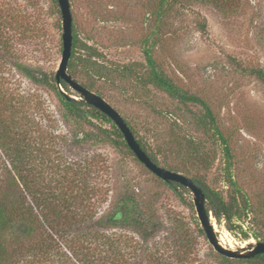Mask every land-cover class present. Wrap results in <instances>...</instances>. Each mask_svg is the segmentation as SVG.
<instances>
[{"label": "rangeland", "instance_id": "1", "mask_svg": "<svg viewBox=\"0 0 264 264\" xmlns=\"http://www.w3.org/2000/svg\"><path fill=\"white\" fill-rule=\"evenodd\" d=\"M69 1L79 41L96 48L100 61L107 65L144 63L143 46L148 40L164 73L208 103L229 141L233 179L253 203L264 204V80L249 72L253 68L264 71V0ZM61 36L56 0H0V75L7 77L10 89L30 97L23 113H50L56 120L54 129L66 135L62 146L69 157L85 159L100 154L106 159L109 170L97 173L102 184L108 180L104 185L107 201L99 215L128 191L138 199H153L165 230L178 224L190 231L196 251L193 264H217L206 236L197 231V225L201 226L189 190L178 188V195L140 161L129 155L124 159L122 152L109 144H72V124L63 121L60 113L64 110L54 91L33 82L18 68L27 66L37 76L45 72L53 77L62 54ZM96 86L151 146L165 152L170 164L189 167V176L198 171L211 188L227 197L221 152L216 149L209 168L201 170L198 161L179 149L174 139L179 130L158 114H182L175 100L151 85L146 89L120 78L114 83L96 79ZM68 93L78 97L71 88ZM191 108L196 109L195 105ZM182 126L203 139L191 123ZM209 145L205 143L206 149ZM212 220L222 244L232 249L258 241L253 232L264 234V208L258 213L257 224H251L249 218L240 224L247 236L235 219L233 230L227 229L225 221L218 224Z\"/></svg>", "mask_w": 264, "mask_h": 264}, {"label": "trees", "instance_id": "2", "mask_svg": "<svg viewBox=\"0 0 264 264\" xmlns=\"http://www.w3.org/2000/svg\"><path fill=\"white\" fill-rule=\"evenodd\" d=\"M143 55L144 63L107 65L100 61L96 48L80 42L73 30L68 71L101 96L103 91L96 86V79L114 83L120 78L146 89L151 85L175 100L182 114H158L179 130L174 135L179 149L198 161L201 170L209 168L216 149L221 152L227 197L211 188L198 171L189 176V167L170 164L163 150L151 146L123 118L153 161L192 178L203 188L206 208L218 224L225 221L227 229L233 230L235 219L239 222L236 226L247 236L240 224L247 218L257 224L264 204L253 203L233 179V155L215 113L203 98L183 89L164 73L147 39ZM17 66L33 82L54 91L64 110L60 113L63 121L72 124V144H109L122 152L124 159L126 155L137 159L105 114L82 99L66 100L55 76L45 72L37 76L30 67ZM249 72L264 80L263 70L253 68ZM61 86L69 91L66 83L61 82ZM28 99V95L10 89L7 77L0 75V264H193L196 251L190 231L178 224L173 230H165L153 199H138L128 191L118 195L108 212L99 215L101 205L107 201L108 189L104 185L108 180L102 184L97 173L99 169L109 170L106 159L100 154H90L85 159L69 157L62 146L66 135L54 129L56 120L50 113H23ZM194 105L195 110L191 108ZM184 122L191 123L203 139L184 129ZM206 142L210 144L207 149ZM163 183L178 195V188L188 190L177 183ZM197 231L205 235L198 225ZM253 234L255 239L264 240V234ZM210 255L217 264H264V254L249 259L227 258L212 251Z\"/></svg>", "mask_w": 264, "mask_h": 264}, {"label": "water", "instance_id": "3", "mask_svg": "<svg viewBox=\"0 0 264 264\" xmlns=\"http://www.w3.org/2000/svg\"><path fill=\"white\" fill-rule=\"evenodd\" d=\"M57 4L61 13L62 20V54L55 71L56 85L66 100L82 99L87 104L95 107L100 112L110 118L119 131L122 133L128 147L132 150L136 158L155 176L166 183H177L187 188L192 193V201L195 207L196 216L200 226L204 231L208 243L213 250L220 255L232 259H249L257 255L264 254V240H258L254 244L232 249L225 246L220 241L218 234L215 231L212 214L206 208V197L203 188L196 183L192 178L165 168L155 161L142 149L133 132L127 125V122L121 113L113 107L104 97L93 90L88 89L83 84L78 82L68 71V63L71 57L73 43V25L72 13L69 0H57ZM61 82H64L71 88L78 97H75L65 91Z\"/></svg>", "mask_w": 264, "mask_h": 264}]
</instances>
